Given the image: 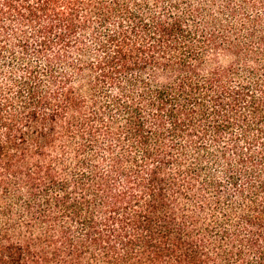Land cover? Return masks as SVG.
I'll return each instance as SVG.
<instances>
[{
    "label": "trees",
    "instance_id": "1",
    "mask_svg": "<svg viewBox=\"0 0 264 264\" xmlns=\"http://www.w3.org/2000/svg\"><path fill=\"white\" fill-rule=\"evenodd\" d=\"M0 264H264V0H0Z\"/></svg>",
    "mask_w": 264,
    "mask_h": 264
},
{
    "label": "rangeland",
    "instance_id": "2",
    "mask_svg": "<svg viewBox=\"0 0 264 264\" xmlns=\"http://www.w3.org/2000/svg\"><path fill=\"white\" fill-rule=\"evenodd\" d=\"M250 131L253 134L255 133V130ZM231 132L238 133L240 132V128H238L237 126H232ZM220 146H222V144L216 145L210 140L204 141L200 145L188 141V144L183 145V150L181 153H175V162L172 163L167 169V173L171 177H173L175 181L176 179H178L176 185L177 189L183 190V192L188 193L187 197L191 199V201L188 203L187 208L200 213L199 215L203 218H208V222H210L212 219V217L209 216L214 213L213 207L207 206L205 208L206 213L203 214L199 211L198 204L201 199L200 197L204 195L201 186L202 181L209 178L205 176L206 173L200 175H196V173L198 174L200 168L217 170V168L221 166L220 162L211 159V157L214 156L220 149ZM190 180L194 186V189L190 187L191 190L189 191L188 189H186L189 186V183L186 188L184 187V184ZM222 203L226 204L225 201H223Z\"/></svg>",
    "mask_w": 264,
    "mask_h": 264
}]
</instances>
